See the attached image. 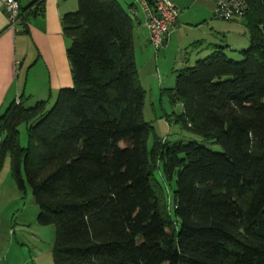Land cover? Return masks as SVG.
<instances>
[{
	"label": "trees",
	"instance_id": "trees-1",
	"mask_svg": "<svg viewBox=\"0 0 264 264\" xmlns=\"http://www.w3.org/2000/svg\"><path fill=\"white\" fill-rule=\"evenodd\" d=\"M242 2L241 58L214 46L169 90L176 120L219 151L148 146L134 4L77 0L61 16L72 86L49 109L19 97L0 112V170L7 157L37 223L54 226L52 264H264V0Z\"/></svg>",
	"mask_w": 264,
	"mask_h": 264
},
{
	"label": "crops",
	"instance_id": "crops-1",
	"mask_svg": "<svg viewBox=\"0 0 264 264\" xmlns=\"http://www.w3.org/2000/svg\"><path fill=\"white\" fill-rule=\"evenodd\" d=\"M215 6L216 0H210ZM22 16L17 29L8 26L0 2V112L19 97V86L28 95L49 94L48 87L59 90L72 86L66 56L69 40L62 34L61 16L77 8V0H19ZM178 7V0H171ZM135 5L134 3H131ZM136 6V5H135ZM134 52L147 53L150 44L145 15L134 8ZM178 16V24H179ZM243 39L248 40L246 26ZM238 22V21H237ZM179 25L166 37V44L179 36ZM228 41V40H227ZM151 45V44H150ZM226 45L232 49L231 42ZM137 49V50H136ZM137 60V59H136ZM17 67H19L18 72ZM184 67H174L179 69ZM22 95V94H21ZM14 181V180H13ZM15 184V183H14ZM4 185L9 192H3ZM16 186V184H15ZM2 193H7L3 195ZM8 179L0 183V264H52V229L37 223L38 207L34 200L21 205L25 197ZM18 203L20 206H18Z\"/></svg>",
	"mask_w": 264,
	"mask_h": 264
},
{
	"label": "rangeland",
	"instance_id": "rangeland-1",
	"mask_svg": "<svg viewBox=\"0 0 264 264\" xmlns=\"http://www.w3.org/2000/svg\"><path fill=\"white\" fill-rule=\"evenodd\" d=\"M124 5H130L135 2L137 6L138 0H120ZM179 6V36L172 38L168 46H163L158 51L148 44L147 53L137 51L136 64L140 83L145 90V101L143 114L144 119L150 123L152 133L148 141V146H151L153 136L156 135L161 139L170 142L181 141L197 142L204 144L214 151H219L220 146L217 144L207 143L201 137L193 134L185 129L176 117L182 113V105L172 102L170 98V89L175 83L174 67L192 65L196 59L203 58L212 52L214 46H226V42H231L234 48H225L226 54L234 59L241 58L239 51L248 47V40H244L243 26L241 20L236 17L226 21L215 17V6L210 0H178ZM139 8V7H138ZM238 21V22H237ZM228 40V41H227ZM137 50V49H136ZM19 67H17L18 72ZM49 94L28 95L24 91V85L19 86V97H22L27 106L33 105L38 100H46L47 108H51L57 96V90H52L48 87ZM22 94V95H21ZM18 97V98H19ZM17 99V98H16ZM15 99V100H16ZM2 112V111H1ZM20 141L22 146L27 145V128L25 124L20 125ZM155 176L160 180L159 172L156 171ZM8 179L13 190H16L15 182L13 181L8 158L4 159L0 170V183ZM175 183L172 184V190ZM167 203L171 208V193L170 187L167 186ZM3 192H9L8 186L4 185ZM6 195L7 193H2ZM33 201V197L29 188L26 190L25 197L21 200V205ZM18 206L20 204L18 203ZM52 229L51 235L55 236L53 225H46Z\"/></svg>",
	"mask_w": 264,
	"mask_h": 264
},
{
	"label": "built area",
	"instance_id": "built-area-1",
	"mask_svg": "<svg viewBox=\"0 0 264 264\" xmlns=\"http://www.w3.org/2000/svg\"><path fill=\"white\" fill-rule=\"evenodd\" d=\"M0 2L8 26L14 30L17 29L22 16L19 0H0ZM138 7L145 15L148 40L155 51H158L166 44V37L169 33L176 29L180 10L171 0H138ZM244 9L242 0H216L214 15L219 19L229 21L241 17Z\"/></svg>",
	"mask_w": 264,
	"mask_h": 264
}]
</instances>
